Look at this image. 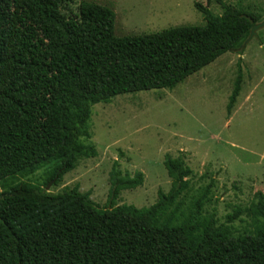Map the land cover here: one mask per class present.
<instances>
[{"label":"trees","instance_id":"1","mask_svg":"<svg viewBox=\"0 0 264 264\" xmlns=\"http://www.w3.org/2000/svg\"><path fill=\"white\" fill-rule=\"evenodd\" d=\"M217 2L220 14L210 0L195 2L202 25L117 36L114 10L100 3L83 0L75 10L73 0H0V264H264V192L247 211L261 228L229 234L227 224L243 218V208L225 222L216 207L209 213L215 180L196 189L183 152L165 156L171 187L150 206L116 203L144 182L143 172L124 174L117 160L107 207L78 184L46 189L98 155L88 142L95 104L173 89L238 49L253 26L247 16L264 20L240 2ZM242 82L238 63L228 115ZM42 168L43 183L32 180Z\"/></svg>","mask_w":264,"mask_h":264},{"label":"rangeland","instance_id":"2","mask_svg":"<svg viewBox=\"0 0 264 264\" xmlns=\"http://www.w3.org/2000/svg\"><path fill=\"white\" fill-rule=\"evenodd\" d=\"M81 1L73 0L75 10ZM85 1L114 10L117 36L202 25L205 19L195 2L208 4V0ZM226 1L240 2L264 14V0ZM209 7L216 14L222 12L217 0H210ZM257 34L244 51H227L173 89L125 93L108 103L95 104L90 120L92 138L88 142L96 146L98 155L81 160L59 184L52 183L48 191L57 193L78 184L81 191H91L96 205L107 207L110 171L117 160L124 174L143 172L144 182L123 190L116 203L150 206L156 202L159 190L166 192L171 187L164 167L165 156L183 152L196 172V189L215 180L206 210L211 213L216 207L220 221L225 222L242 207L243 218L227 224V232L255 233L262 222L247 211L255 193L264 192V27ZM238 63L243 69L242 89L228 115L227 104ZM44 169L30 178L43 183Z\"/></svg>","mask_w":264,"mask_h":264},{"label":"water","instance_id":"3","mask_svg":"<svg viewBox=\"0 0 264 264\" xmlns=\"http://www.w3.org/2000/svg\"><path fill=\"white\" fill-rule=\"evenodd\" d=\"M251 22L253 23V26L251 28V31H250V34L248 36V38L245 40V42L238 48V50L240 51H244L245 47L247 46L248 42L253 38V37H257L258 34H257V31L264 27V20L260 21V22H257L255 23L254 20L250 17V16H247ZM52 184V182H50L47 186H46V189L49 190L50 188V185Z\"/></svg>","mask_w":264,"mask_h":264}]
</instances>
